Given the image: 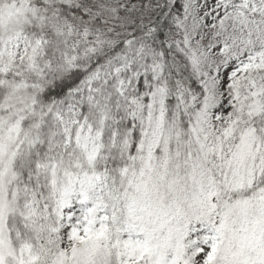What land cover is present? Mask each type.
Masks as SVG:
<instances>
[{
    "label": "snow or ice",
    "instance_id": "1",
    "mask_svg": "<svg viewBox=\"0 0 264 264\" xmlns=\"http://www.w3.org/2000/svg\"><path fill=\"white\" fill-rule=\"evenodd\" d=\"M0 264H264V0H0Z\"/></svg>",
    "mask_w": 264,
    "mask_h": 264
}]
</instances>
